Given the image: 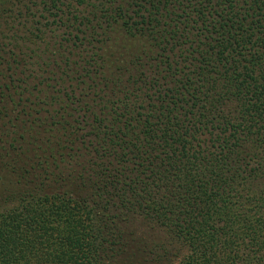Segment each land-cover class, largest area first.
Listing matches in <instances>:
<instances>
[{"label": "trees", "instance_id": "trees-1", "mask_svg": "<svg viewBox=\"0 0 264 264\" xmlns=\"http://www.w3.org/2000/svg\"><path fill=\"white\" fill-rule=\"evenodd\" d=\"M0 264H264V0H0Z\"/></svg>", "mask_w": 264, "mask_h": 264}]
</instances>
